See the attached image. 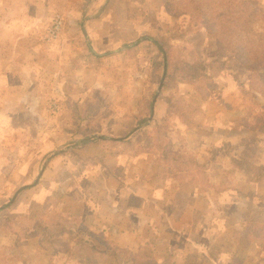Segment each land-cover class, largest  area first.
Returning <instances> with one entry per match:
<instances>
[{
    "label": "crops",
    "instance_id": "1",
    "mask_svg": "<svg viewBox=\"0 0 264 264\" xmlns=\"http://www.w3.org/2000/svg\"><path fill=\"white\" fill-rule=\"evenodd\" d=\"M165 3L0 0V146L7 128L25 139L12 152L0 148V176L13 178L0 185V264H132L117 250L156 264H264L256 230L264 228V179L254 180L236 153L256 141L239 129L243 136L207 152L217 140L207 101L191 127L173 113L175 133L162 138L164 51L184 42L158 36L175 24ZM181 147L190 160L173 168L169 161L185 160ZM213 157L224 165L215 169ZM30 160L31 184H20Z\"/></svg>",
    "mask_w": 264,
    "mask_h": 264
},
{
    "label": "rangeland",
    "instance_id": "2",
    "mask_svg": "<svg viewBox=\"0 0 264 264\" xmlns=\"http://www.w3.org/2000/svg\"><path fill=\"white\" fill-rule=\"evenodd\" d=\"M260 4L264 5V0H257ZM162 18L164 17L160 12L158 13ZM195 26H199V23H196ZM167 29L160 30V33L158 36H164L166 38L169 37L168 34H166ZM190 40V39H189ZM191 42H180L175 43L177 45H171L173 48L170 50L172 55L175 57H178L182 60L188 61L190 63L197 64V67L201 71L202 74L208 75L212 78V80L217 83V86L214 90L210 91L209 94H207V98H202L204 95H200V93H197L195 88L193 86H187L185 84H181L179 82L181 81H170L166 79V82L164 84V94L160 98L162 104H164V110L158 111V117L157 118H165V121L163 122L161 126V134L162 138H165V141H168L167 137L169 132L175 133V131H172L170 128V124H173V120H170L172 118L171 115L175 113L177 118L181 120H187L188 123H193L196 125L195 120L200 117L201 114H204L202 112L203 106L205 102L207 101V105H210V110L212 111L210 115L207 114V118L210 116V119L206 122L207 130H211L214 139L217 138V140H213L210 145L207 148V152H215L216 145L218 143H221L220 140L224 138L225 136H237L239 137L240 134L242 135V131L244 132V138L246 140H254L253 144H250L249 147H247L244 150H238L236 153L241 156H245L244 158L248 157L250 159H254L256 162H262L264 163V124L263 122L257 121L255 118L258 117L261 114V110L258 108H255L254 105H252V100L250 99V96L246 93H242L239 89L238 83L235 84L236 88L233 90L228 89V82L232 78L233 72H236V70L239 69L238 64H235V58L228 54L227 52L221 53L220 55L216 54V45L215 40L213 39L210 34L206 33L205 31H197V34H194L193 37H191ZM165 44V43H164ZM174 53V54H173ZM145 59V57H143ZM143 66V64H141ZM144 67H141V70H143ZM145 72H141L139 74L140 81L145 78ZM241 86L247 87V80L246 78H241L238 81ZM139 85V84H138ZM153 84H151L152 86ZM117 88H120V82L116 83ZM121 94V93H120ZM116 104L119 111H116V116L119 118L124 115L125 111H121L123 109H120L119 107L126 102V96L124 94L117 95L116 97ZM150 99V98H149ZM211 99V100H210ZM211 101V103H209ZM171 105L173 107V110H168V108ZM135 106V103H134ZM208 109V108H207ZM104 115L108 114V111H101ZM140 112V111H139ZM172 112V113H171ZM140 115H144L143 114ZM148 114V111H145V114ZM169 113H171L169 115ZM201 113V114H200ZM255 114V115H253ZM199 115V116H198ZM198 116V117H197ZM196 117V118H195ZM245 117V120H247V124H243L242 120ZM195 118V119H194ZM176 122L178 121L175 119ZM220 121L219 124L214 123L215 121ZM135 122L131 123L130 126L126 127L127 130L126 133H128L130 130H132L135 127ZM242 125L241 128L238 126ZM219 128H223L228 130V132L220 131L219 134ZM158 125L151 127L149 131V135H158L157 132ZM240 130L241 133H240ZM8 133L5 135V139L7 140L5 143L2 142L3 145L0 146L2 148V152H6V150L12 152L16 149V146L18 145L17 142H19L22 139V136H15L14 135L18 132L12 130L9 131L7 128ZM122 131L117 130V135L121 136ZM200 135L197 134L193 136L195 142H199ZM199 139V141H198ZM25 140V139H22ZM23 145V144H21ZM222 149L225 148V151L232 152L233 150L231 148L225 147V145H222ZM65 146L62 145L60 148H64ZM3 149L5 151H3ZM140 149V148H138ZM188 151H190L189 148H179L177 152H179L181 157L185 158V160L180 161H169L170 166L174 168L176 166L177 168H183L186 165L187 160H190V154H188ZM204 151V148H191V153L195 152L198 154H202ZM241 151H244L241 153ZM170 152H173V148L170 150ZM194 154V153H193ZM211 154V153H210ZM236 158V157H235ZM243 160V159H242ZM32 161L30 160V165H27L26 170H28L31 175L21 176L20 184L30 183L32 181ZM214 161V168L218 169L220 167V163L222 162V165H224V162L221 160H217V158L213 157ZM244 161V160H243ZM19 162V161H18ZM38 160H36L34 163L37 164ZM42 162V159L39 160V163ZM35 166L33 165V170L36 174L39 173V170L41 166ZM234 167H236V164H233ZM253 170V169H252ZM255 172V170H253ZM258 174L261 175L264 174L263 170L258 171ZM0 185L3 186L4 184H8L13 180L12 176H0ZM238 179L237 176H232V180L236 181ZM264 179V178H263ZM16 185L18 184L17 180H15ZM246 182V178H243L240 182L242 185ZM12 191L8 189L5 191V198L3 201L8 204L11 201L12 198ZM6 206V205H5ZM1 208V205H0ZM8 210V209H7ZM6 210V211H7ZM9 227V226H8ZM264 234V232L262 233ZM264 238L263 235H261V239ZM121 261L125 260L126 257L120 255ZM140 258H146V257H140ZM118 264V262H117Z\"/></svg>",
    "mask_w": 264,
    "mask_h": 264
},
{
    "label": "trees",
    "instance_id": "3",
    "mask_svg": "<svg viewBox=\"0 0 264 264\" xmlns=\"http://www.w3.org/2000/svg\"><path fill=\"white\" fill-rule=\"evenodd\" d=\"M165 7L175 20L169 40L185 41L196 31L194 23H199L197 29L214 38L217 55L227 52L235 58L234 63L238 64L239 69L233 72L228 89L233 90L238 83L240 91L249 95L252 105L261 110L255 119L264 124V5L257 0H166ZM171 49L167 43L164 60L167 61L168 80L193 86L197 93L204 95L202 98H207L217 83L210 76L202 74L197 64L174 58ZM159 55L162 56L161 50ZM240 77L246 78L247 87L238 82ZM184 123L189 125L187 120ZM243 123L247 124L245 118ZM228 148L234 150L231 145ZM243 165L252 173L254 180L264 178V174L261 177L258 174V171H264V167L258 166L254 159L244 158ZM256 230L264 232V228L257 227ZM258 241L264 248V238ZM117 251L125 255L126 262L156 264L154 259L140 258L124 250Z\"/></svg>",
    "mask_w": 264,
    "mask_h": 264
},
{
    "label": "built area",
    "instance_id": "4",
    "mask_svg": "<svg viewBox=\"0 0 264 264\" xmlns=\"http://www.w3.org/2000/svg\"><path fill=\"white\" fill-rule=\"evenodd\" d=\"M58 28H56V30H57ZM54 33H56V32H54Z\"/></svg>",
    "mask_w": 264,
    "mask_h": 264
}]
</instances>
